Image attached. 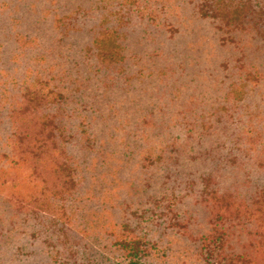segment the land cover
Returning a JSON list of instances; mask_svg holds the SVG:
<instances>
[{
  "label": "rangeland",
  "instance_id": "1",
  "mask_svg": "<svg viewBox=\"0 0 264 264\" xmlns=\"http://www.w3.org/2000/svg\"><path fill=\"white\" fill-rule=\"evenodd\" d=\"M93 3L94 0H0V230L6 231L2 244L11 241L0 249L5 264H49L48 257L40 253L43 212L38 209L33 213L30 209L36 208L30 202L17 209L7 198L6 190L14 181L22 194L33 191L18 185L17 180L24 174L21 180L28 182L30 178L32 183L35 181L33 174L41 172L44 175L49 169L48 165L42 167L35 162L27 168L21 160L20 166L18 162L5 161L10 153L5 143L11 129L6 113L9 107L21 104L16 112L18 119L49 115L53 122H58V130L67 139L63 141L66 151L73 160L85 166L86 171L81 172L85 173L87 182H93L88 193L98 179L108 182L111 188L108 197L132 200L143 193L141 169L135 165L132 152L126 150L120 155L119 135L125 133L127 138L135 133L138 135L133 123L140 120L141 115L151 117L147 112L154 110V115L169 119L175 110L179 114L189 95L207 103L206 106H213L214 99L224 95L229 83L254 73L252 84L255 86L260 78L259 92L244 101L251 106L256 98L258 108L264 111V47L252 37V31L250 34L248 29L199 16L195 0H162L163 6L152 7L157 16L154 21L134 11L126 12L127 6L117 9L114 1L105 9L88 11L90 16L86 18L79 17L78 11L70 16L66 14L76 5L88 8ZM152 4H159V1ZM243 10L237 13L242 20ZM62 14V22L55 26L54 16ZM105 27H111L120 45L124 56L120 62L98 63L94 50L89 48L92 35ZM26 86L34 88L37 95L33 104L21 102ZM238 96L234 92L231 102L224 100V108L241 107L236 99ZM260 110L255 112L260 113ZM220 112L225 114L223 110ZM50 129L51 125L37 127L41 135H46ZM169 130L179 134L180 127L170 125ZM39 139L45 144L42 152H36L44 156L47 151L51 152L52 142L42 136ZM99 139L104 140L100 152L94 149ZM174 140L182 142L179 136ZM102 158L105 164L98 167ZM111 164L118 166L114 175H99ZM190 164L197 173L205 169L206 163L193 160ZM160 175L158 170L157 177ZM84 184L82 180V187ZM161 184L157 178L145 194H161ZM184 199L181 203L161 201L156 205L153 200L149 205L162 208L155 227L163 232L164 238L170 230H176L167 222L175 217L189 216L183 209L190 207L191 201ZM69 200L73 201V197ZM72 207L76 208V204ZM18 232L23 234L14 240L12 236ZM192 246L193 251L178 255L180 260L192 264L202 261L203 248H198V241ZM15 248L17 254L10 256Z\"/></svg>",
  "mask_w": 264,
  "mask_h": 264
},
{
  "label": "trees",
  "instance_id": "2",
  "mask_svg": "<svg viewBox=\"0 0 264 264\" xmlns=\"http://www.w3.org/2000/svg\"><path fill=\"white\" fill-rule=\"evenodd\" d=\"M111 1L117 9L127 6L126 12L134 11L151 21L157 17L153 5L163 6L162 0H94L88 8L76 5L66 14L70 16L78 11L79 17L86 18L90 16L88 11L105 9ZM153 1L159 4H152ZM195 4L199 16L248 29L264 47V0H195ZM245 6L248 8L243 10ZM241 10L244 11L243 20L237 14H241ZM63 16H54L55 26L62 22ZM89 48L94 50L98 63H117L124 57L111 27L93 34ZM254 77L255 73L229 83L224 95L214 99L213 106H206L207 103L189 95L179 114L176 110L173 112V120L172 116L166 118L167 121L159 118L152 110L147 112L151 117L143 114L133 123L138 135L132 134L130 138L125 133L119 135L120 155L129 150L134 154L135 165L141 169L143 193L135 200L108 197L111 189L108 182L98 179L88 193L93 182H87L85 173L81 172L86 171L85 166L73 160L66 151L63 141L67 139L58 130V122H53L49 115L18 119L16 112L21 104L9 107L6 113L11 129L5 143L10 153L5 161L18 162L20 166L21 160L27 168L35 162L42 167L48 165L49 169L44 175L41 172L33 174L35 181L32 183L30 178L28 182L21 180L24 174L17 180L18 185L33 191L22 194L14 181L6 190L7 198L17 209L30 202L36 208L30 209L33 213L38 209L43 212L40 253L48 257L49 264H192L180 260L178 255L181 257V253L192 250L197 241L205 255L196 264H264V111L258 108L256 98L251 106L244 101L259 92L260 78L254 86ZM234 92L239 95L236 99L241 107L224 108V100L231 102ZM34 93V88H24L23 105L35 102L37 95ZM232 99L234 102L235 98ZM175 124L180 127L179 134L170 133V125ZM47 125L52 129L41 135L37 127ZM41 136L52 142L51 152L47 151L44 156L36 152L43 151L45 141L39 139ZM177 136L181 137V143L175 142ZM103 141L99 139L94 149L100 152ZM193 160L206 163L205 169L195 173L190 164ZM98 162V167L105 164L103 158ZM108 167L99 175H114L118 168L112 164ZM144 167L149 168L144 170ZM157 178L162 183L161 194H145ZM184 198L191 201L190 207L183 209L189 216L175 217L167 222L176 230H170L164 238L163 232L155 227L162 208L149 205L153 200L154 205L161 201L181 203L186 200ZM5 232L0 230V249L11 244V241L2 244ZM21 233L11 236L15 240ZM31 235L35 236V232ZM15 254L17 250L13 249L10 256ZM0 264H5L1 254Z\"/></svg>",
  "mask_w": 264,
  "mask_h": 264
}]
</instances>
